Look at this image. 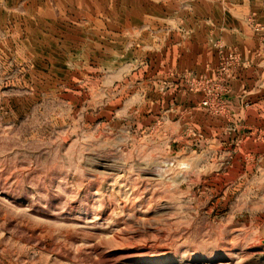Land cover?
Wrapping results in <instances>:
<instances>
[{"label": "rangeland", "instance_id": "1", "mask_svg": "<svg viewBox=\"0 0 264 264\" xmlns=\"http://www.w3.org/2000/svg\"><path fill=\"white\" fill-rule=\"evenodd\" d=\"M0 264H264V0H0Z\"/></svg>", "mask_w": 264, "mask_h": 264}]
</instances>
